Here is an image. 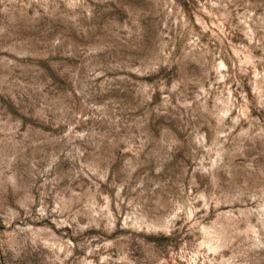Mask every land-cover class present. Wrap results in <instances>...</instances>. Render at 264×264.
<instances>
[{
  "label": "rangeland",
  "instance_id": "374dc122",
  "mask_svg": "<svg viewBox=\"0 0 264 264\" xmlns=\"http://www.w3.org/2000/svg\"><path fill=\"white\" fill-rule=\"evenodd\" d=\"M0 264H264V0H0Z\"/></svg>",
  "mask_w": 264,
  "mask_h": 264
}]
</instances>
